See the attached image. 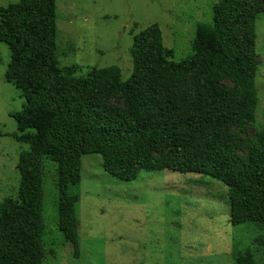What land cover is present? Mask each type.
Masks as SVG:
<instances>
[{"label": "trees", "instance_id": "1", "mask_svg": "<svg viewBox=\"0 0 264 264\" xmlns=\"http://www.w3.org/2000/svg\"><path fill=\"white\" fill-rule=\"evenodd\" d=\"M258 2H217L211 22L196 26L192 53L180 61L164 48L159 26L150 25L133 37L126 80L117 66L91 68L85 76L77 75L81 68L59 67L55 0L0 7V43L11 53L5 79L24 99L11 115L19 132L13 138L28 145L18 156L16 198L0 202V264H44L46 158L56 165L58 230L76 258L78 196L69 189L79 183L87 154L99 155L103 170L123 182L139 171L213 178L227 188L232 225L264 227V131L256 132L243 157L233 153L226 134L230 126L256 120ZM195 71L202 81L186 100L179 88ZM118 95L121 106H105ZM254 242L264 244V238ZM234 262L255 264L250 249Z\"/></svg>", "mask_w": 264, "mask_h": 264}, {"label": "rangeland", "instance_id": "2", "mask_svg": "<svg viewBox=\"0 0 264 264\" xmlns=\"http://www.w3.org/2000/svg\"><path fill=\"white\" fill-rule=\"evenodd\" d=\"M19 0H0V7ZM223 0H55L56 49L59 67L88 69L117 66L122 80L132 71L133 37L152 24L161 31L165 49L180 61L193 51L198 23H210L212 8ZM255 18L257 73L256 120L253 126H230L232 151L243 157L258 130L264 131V0ZM149 43V40H148ZM147 43V44H148ZM11 53L0 43V202L16 198L18 156L28 145L11 117L24 99L5 79ZM202 79L198 71L179 88L186 100L195 96ZM221 84L228 90V80ZM120 95L105 103L121 106ZM44 264H235L239 252L250 249L255 264H264V227L232 225L227 188L206 176L171 171H139L130 182L119 181L102 168L96 154L82 156L80 181L69 192L78 196L79 256L65 242L57 225L56 165L44 159Z\"/></svg>", "mask_w": 264, "mask_h": 264}]
</instances>
